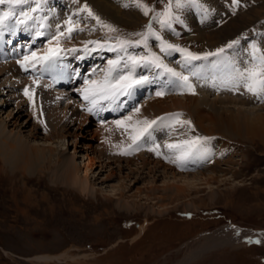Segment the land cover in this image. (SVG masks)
<instances>
[{
	"label": "rangeland",
	"instance_id": "obj_1",
	"mask_svg": "<svg viewBox=\"0 0 264 264\" xmlns=\"http://www.w3.org/2000/svg\"><path fill=\"white\" fill-rule=\"evenodd\" d=\"M86 1L96 16L112 21L118 31L122 28L136 31L135 33L144 31L146 16L130 0H120L122 5H128L122 11L118 9V0L115 4L107 0ZM144 1L150 8H154L165 6L169 0ZM243 1L247 7L237 15L222 19L217 29L202 31L193 28L191 36L183 35L181 39H189L197 46L200 42H196L193 36L205 39L218 29H225L230 23L238 21L242 27L233 33L235 35L216 44L223 47L227 41H233L235 36L240 35V32L248 34L249 27L264 30L261 26L264 20V0ZM102 4L111 5L109 13L102 12L99 6ZM130 5H134L131 10ZM174 11L178 14L175 9ZM152 25L154 26L153 23ZM96 34L100 33L86 35L94 37ZM87 36L80 38V44L89 39ZM127 36H136V39L139 37L130 32L125 34L126 39ZM112 37L115 38L116 34L113 33ZM170 41L176 43L177 39ZM204 42L200 44L206 45L204 47L207 49L215 46H207ZM148 45H151L149 40ZM202 45L199 47H203ZM147 48L157 55L160 53L170 56L174 53L173 50L161 52L158 42ZM179 56L181 58L178 54V58ZM4 84L5 80L0 78V86ZM174 98L183 97H170L155 102L169 103ZM10 105L0 95V119L5 121V116L11 113L14 122L15 119L18 120L13 125L14 128L9 122H5V132L11 131L12 135L20 133L21 137L27 136L29 139L30 129L35 124L29 123L30 114L22 111L17 113L18 108L14 110ZM237 105L216 106L224 119L218 135L219 143L225 150L221 161L216 159L210 166L194 172H174L171 168L162 166L173 174L198 173L212 176L208 181L211 188L199 184L200 188L187 190L185 195L177 194L172 197L170 193H165L168 190L175 193L177 189L168 183L159 182L161 178L155 179L156 173L144 174L149 172L148 168L142 170L143 174L138 173L140 170H132L134 173L128 174V168L123 167L120 170L124 172L123 176L128 175L131 179H122L120 171L116 172L121 181H126L125 186L122 184L126 193L130 192L124 197L113 196L106 187L115 184L116 179L109 178L110 170L105 164L104 167L96 164L89 167L93 172L91 177H94L97 184L96 189L94 188L96 195L90 197L87 193L80 194L55 178L53 165L45 164L24 171L11 169L8 163H13V159L9 158L5 163L0 155V264H264V246L239 245V237L236 241H231L230 236L239 234L240 230L228 228L264 231V103L245 106L250 110H244L245 107L239 109ZM208 106L209 103L204 106L206 113L210 112ZM254 107L257 111L255 109V112H249ZM253 118L261 119L258 121L260 124L256 125L260 127V131L251 129L255 123L250 124L248 119ZM209 122L210 118L203 124L207 125ZM73 124H63V127L70 128L66 133H74V136L79 137L77 148H74V136L53 139V145L60 147L59 150L64 149V157L74 155L76 164L81 162L82 155L89 154L85 152L87 145H92L98 152L101 150L95 144V133L85 121ZM18 125L20 130L16 128ZM47 135L48 133H40L42 137ZM196 136L204 137L201 134ZM218 137L214 139L217 145ZM144 158L151 160L146 156ZM129 160L133 161H122ZM16 165L21 164L16 162ZM163 168L159 167V170ZM214 176L222 177L223 180ZM153 178L156 184H150ZM101 183L103 184L100 185ZM149 186L155 190L151 191ZM209 189L213 192H209ZM205 241H211L213 248L208 251L202 249L209 243Z\"/></svg>",
	"mask_w": 264,
	"mask_h": 264
},
{
	"label": "snow or ice",
	"instance_id": "obj_2",
	"mask_svg": "<svg viewBox=\"0 0 264 264\" xmlns=\"http://www.w3.org/2000/svg\"><path fill=\"white\" fill-rule=\"evenodd\" d=\"M42 2L45 0H0V5H6L7 8L5 11L0 12V35L3 34L4 31H10L15 34V31L19 26L23 25L25 28L29 27V21L38 20L39 17L33 15V13L38 12L41 9ZM233 4H237L238 0H232ZM176 3H179V0H176ZM34 4L35 6H31ZM136 7L142 10L145 16H148L150 12L154 10L149 7L148 4L143 3L142 0H135ZM172 4L173 0H169L168 6L164 9L163 13H154L149 21V23L145 26V31L143 33H135V35L139 36V40L130 41L126 39L117 38L115 45H105L100 44L98 41H89V44H95L97 47H105L107 46L108 51L112 52H124L126 54V59L123 56H118L116 59L109 60L108 66L103 70L104 75L99 80H92L87 77L84 79L85 87L80 89L81 96L85 101L89 103V107L87 111L90 113L93 112L94 109H98V105L102 101H108L110 105L114 104L119 107L117 103L120 101L121 97H129L133 94L134 90L144 85L149 81L148 76L136 75V68L139 66H152L157 69H163L164 72L169 73L171 76L176 77L179 81H181V89L192 90L193 86L189 83L188 76H184L172 68H168L161 61L160 56H158L155 52L149 51L147 55H127L128 47H136L141 44L147 48L149 37H155L157 41L160 42V51L166 52L168 50L179 51L184 54L185 62L190 63L191 61L196 60H207L208 57H221L225 52V48H218L215 52H208L201 55L194 54L187 49L179 48L177 45L167 43L156 31H154L152 27L153 21H158L161 27H170V21L172 19ZM28 5L29 7L25 10L24 6ZM128 5H125L127 7ZM17 9H20L17 12ZM87 11L89 16H93V18L97 21L101 27L107 28L110 32L116 31L111 25L104 24L100 21L99 17L93 15L91 10L87 5L82 9ZM14 20V24H10V21ZM68 25L66 33L64 31H60L59 26L57 27V32L54 36L49 40V46L46 48L45 53L43 55H38L37 52L32 51L29 55H25L23 57V61H21V67L27 70L28 67L36 68L37 65L41 66V71L46 70L47 67L51 66V64L57 60L65 49H62L60 46L61 39H70L71 34L76 29L71 27V20L66 21ZM43 27V24L40 25ZM82 30V29H81ZM37 37L44 35L43 32L37 31L35 33ZM55 42V47L51 45ZM239 40H233L226 48H232L234 45L238 44ZM94 49H89L87 45H85L84 51L89 52ZM67 51L76 52L77 49L72 48ZM259 53V54H258ZM95 71V70H94ZM196 75V73H193ZM234 87H239L243 85L246 91L255 96L258 100L264 98V53H260V49L253 47L252 53V63L251 67L244 69L243 71L237 70L235 76L233 77ZM34 84H38V80L33 81ZM24 94L32 98V94L29 89L26 87L24 90ZM157 96H163L164 92H157ZM98 110H103L99 108ZM138 113L140 111L139 108L135 109ZM180 113L168 114L167 116L157 117L155 120H137L132 124H126L125 121H130L131 117H125V120H116L114 123L117 127H125L130 129L129 139L132 141V146H139V142L145 137L150 136L151 130L158 124L163 123L166 120H173L178 124L184 125L187 124L191 126L190 121L181 120ZM207 138L204 137H195L191 140H183L179 143H167L164 146L169 150H175L179 153L177 159L187 158L195 151H199L201 148V142ZM159 145L156 148L150 149L151 151H157ZM121 154H130L128 151L121 152ZM160 153L157 151V155ZM259 242V241H257Z\"/></svg>",
	"mask_w": 264,
	"mask_h": 264
},
{
	"label": "bare ground",
	"instance_id": "obj_3",
	"mask_svg": "<svg viewBox=\"0 0 264 264\" xmlns=\"http://www.w3.org/2000/svg\"><path fill=\"white\" fill-rule=\"evenodd\" d=\"M102 5H99L100 8L102 9V12L106 11L107 13H109L108 11L111 10V5L109 4H102ZM258 7H261V6H258ZM240 21H241V18H240ZM251 23L253 24V22ZM240 24L241 23H239L238 21L232 22L227 27H225V29H221V30L218 29L216 32L212 33L210 36H207L205 39L200 38V37L195 38L194 36L192 38L196 42H200V43L205 41L207 46L216 45L217 43L223 42L226 39L230 38L231 35L234 36L235 34L233 33H235L239 27H242ZM182 60L183 59H181L179 56V61H182ZM2 73H3V70L0 69V78H2ZM208 103L210 105L208 106L210 112L206 113L207 112L206 107L204 106L207 105ZM218 104H221L222 106H228V107H230L229 105L238 104L237 106L239 107L237 108L241 109V108H244L245 106L247 107L248 105H252L254 103H252L251 101H246L243 99H237V98H231V97H224V99L216 98V99L210 100L208 96H206V94H200L198 97L184 96L182 99L181 98L171 99L169 103L167 101H163L159 103L155 101L149 102L147 107L145 106V109L143 108L144 109L143 111L146 114L140 115L139 118L135 116L133 120L134 122L137 120H143V119L151 120L153 119V117L155 116L157 117L163 113L178 110V111L184 112L185 120H189L191 122L192 128H190V132H191L190 135L196 136L200 133L204 137L205 136L206 137L207 136H218L220 135V129L222 128V125L224 122V119L222 118L223 114L216 110V106L218 107ZM246 107L244 108V110L246 109L250 110L248 109L249 107L248 108ZM255 109L257 111V108L254 107L252 109L253 111H249V112H255ZM21 111L23 112V110L19 108L18 110H16L17 113H21ZM211 113H213L212 116H211ZM204 114H206L207 116L209 115V116L205 117ZM12 116L13 115H11V113L10 114L8 113V115L5 116V119H6L5 121L0 119V155L3 157V160L5 161V163L7 160H10L9 158H11L13 159L12 161L14 164L11 163L9 165L8 163V166L11 169H19L23 171L24 169L36 168V167H40L45 164L53 165L55 168L54 169L55 178L59 179V181L65 183L66 186L71 187V189L76 190L80 194L85 195L87 193L86 195H89L90 197H94L96 195L97 192L95 190L96 189L95 185L97 184L94 182V177H91V174L93 172H91V169H89V167L92 168L96 164L101 165L103 167H104L103 164H105L106 165L105 167L110 170L109 178L114 177L116 179L115 184H112L106 187L111 190V192L113 193L112 194L113 196L121 195V197H124V195L130 192V191H127L126 193V191L124 190L125 187H122V184H124L125 186L126 181L124 180L121 181L118 176V173L116 172V170L118 171L122 170L123 167H125L126 169L128 168V171H130V173L128 174L134 173L132 172V170H140L138 173L143 174L144 171L142 170H145L148 168L149 172H145L144 174L156 173L157 178L155 179L161 178L159 182L163 184L168 183L169 185L175 186V188L177 189L175 193H173L171 190L165 191V193H170L172 197L177 196V194L185 195L187 190H192L196 188L198 189L200 188V185L201 186L204 185L207 188H211L208 183V181H210L212 177L210 174L206 176L198 175V173L197 174H187V175H183V174L179 175L177 173L173 174V173L168 172L167 169L164 170L165 168H163L162 167L163 165H161L160 163L148 160L144 158V156H138L137 157L138 159L136 158L133 161H130V160L122 161L121 159H113L105 155H102L103 152L102 153H100L101 151L98 152L92 147V145H89V146L87 145V147L85 148V152H89V154L86 153L82 155L83 157H82L81 162L75 164L74 160L76 158L74 157V155L69 156V157H64L65 155L63 154L64 149L59 150L58 148L60 147H54L53 145V139L66 138L67 136L69 137L74 136V133H66L67 131H70V128H66V127H63V125H60L59 121H61L63 118H60L57 116L53 117V119L49 121L48 124H47V121L45 122L46 119L44 120L43 122L44 125H41L42 126L41 128L46 129L48 128V125H49V129H50L46 137L40 136V133L39 134L37 133L38 125L33 124L32 125L33 128L30 129L31 135H28L31 139L30 138L28 139L27 136L21 137L19 135L20 133L12 135L11 131H9L8 133L5 132L6 126H7L5 122H9L10 126H13L18 121L17 119H15V122H14V117ZM9 117H10V120L12 119V121L8 120ZM209 118H210V122L207 125H204L203 123L209 120ZM248 120L251 121L250 124L255 123V125L251 126V129L255 128L256 132L258 130L259 131L261 130L260 127L258 128V126H256L260 124L258 122L259 120H261L260 118H255V119L253 118V119H248ZM81 121H79L78 124H80ZM11 122L13 123L11 124ZM16 128L20 130L19 125L16 126ZM197 132L199 133L195 134ZM74 138H75L74 143L76 144L74 148L76 149L79 137L74 136ZM92 139L93 137L90 138L91 141ZM55 142L56 141H54V143ZM16 162L17 164H21V165L17 166ZM131 165L133 167H130ZM159 167L163 168V170H159ZM119 175L121 176L122 179H128V180L131 179L128 175L123 176L124 172L122 171L119 172ZM215 178L222 179V177H215ZM152 183L156 184L154 178L153 180L152 179L150 180V184ZM102 184L103 183H101L100 185ZM151 188H152L151 191L155 190L153 187ZM209 192H213V191L209 189ZM213 240L214 239H212V241ZM205 242H209V243L203 246L202 249H204L205 251H208V249L210 250L213 248L211 241H205Z\"/></svg>",
	"mask_w": 264,
	"mask_h": 264
}]
</instances>
